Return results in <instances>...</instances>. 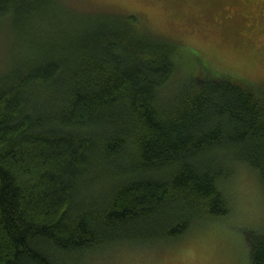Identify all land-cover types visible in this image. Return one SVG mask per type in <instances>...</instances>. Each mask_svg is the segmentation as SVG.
Returning a JSON list of instances; mask_svg holds the SVG:
<instances>
[{"label":"trees","instance_id":"1","mask_svg":"<svg viewBox=\"0 0 264 264\" xmlns=\"http://www.w3.org/2000/svg\"><path fill=\"white\" fill-rule=\"evenodd\" d=\"M47 14L45 42L0 74V264L176 240L231 212L241 162L264 186L263 84L207 66L165 95L187 51L135 13L0 0L14 35ZM246 239L264 264V230Z\"/></svg>","mask_w":264,"mask_h":264},{"label":"rangeland","instance_id":"2","mask_svg":"<svg viewBox=\"0 0 264 264\" xmlns=\"http://www.w3.org/2000/svg\"><path fill=\"white\" fill-rule=\"evenodd\" d=\"M63 1L81 11L135 13L151 31L176 40L187 53L165 95L177 88L175 84H184L188 75L203 76L207 66L210 77L216 74L264 86V0ZM51 17L43 16L26 35L12 34L9 21L3 19L0 74L12 60L30 53L34 42H45L47 32L56 27ZM226 182L228 215L195 224L176 240L125 243L86 253L83 260L75 257L73 264H250L246 233L264 230V186L258 171L242 162Z\"/></svg>","mask_w":264,"mask_h":264},{"label":"flooded vegetation","instance_id":"3","mask_svg":"<svg viewBox=\"0 0 264 264\" xmlns=\"http://www.w3.org/2000/svg\"><path fill=\"white\" fill-rule=\"evenodd\" d=\"M251 1V0H250Z\"/></svg>","mask_w":264,"mask_h":264}]
</instances>
